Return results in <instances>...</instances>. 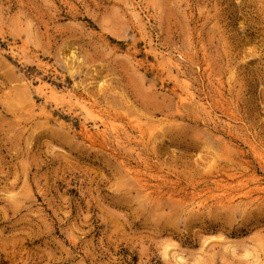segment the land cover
I'll return each instance as SVG.
<instances>
[{
    "label": "rangeland",
    "instance_id": "obj_1",
    "mask_svg": "<svg viewBox=\"0 0 264 264\" xmlns=\"http://www.w3.org/2000/svg\"><path fill=\"white\" fill-rule=\"evenodd\" d=\"M0 264H264V0H0Z\"/></svg>",
    "mask_w": 264,
    "mask_h": 264
},
{
    "label": "bare ground",
    "instance_id": "obj_2",
    "mask_svg": "<svg viewBox=\"0 0 264 264\" xmlns=\"http://www.w3.org/2000/svg\"><path fill=\"white\" fill-rule=\"evenodd\" d=\"M40 92H42V90H39ZM87 107V106H86ZM102 122V121H101ZM112 128H113V126H112ZM112 130H114V129H112Z\"/></svg>",
    "mask_w": 264,
    "mask_h": 264
}]
</instances>
